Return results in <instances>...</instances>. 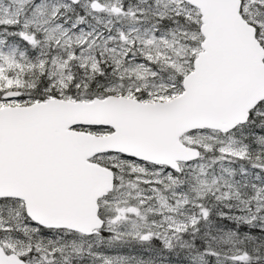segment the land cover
Masks as SVG:
<instances>
[{"label": "snow or ice", "instance_id": "1", "mask_svg": "<svg viewBox=\"0 0 264 264\" xmlns=\"http://www.w3.org/2000/svg\"><path fill=\"white\" fill-rule=\"evenodd\" d=\"M0 264H264V0H0Z\"/></svg>", "mask_w": 264, "mask_h": 264}]
</instances>
